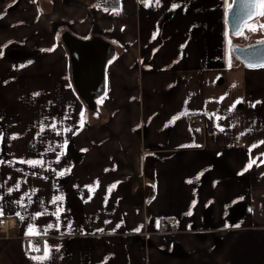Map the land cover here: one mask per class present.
Listing matches in <instances>:
<instances>
[{"label": "crops", "instance_id": "obj_1", "mask_svg": "<svg viewBox=\"0 0 264 264\" xmlns=\"http://www.w3.org/2000/svg\"><path fill=\"white\" fill-rule=\"evenodd\" d=\"M231 4L0 0V264H264V66ZM65 36L106 47L98 125L64 126Z\"/></svg>", "mask_w": 264, "mask_h": 264}, {"label": "water", "instance_id": "obj_2", "mask_svg": "<svg viewBox=\"0 0 264 264\" xmlns=\"http://www.w3.org/2000/svg\"><path fill=\"white\" fill-rule=\"evenodd\" d=\"M251 11L253 9L249 7V0H232L226 12V22L231 35L241 34L244 27L257 17L249 18L248 13ZM256 11H259V8ZM64 42L71 56L75 87L88 106L94 108V98L104 89L106 47L100 43L96 44L94 40H79L72 36H65ZM231 52L247 67L264 66L262 42L247 46L233 45Z\"/></svg>", "mask_w": 264, "mask_h": 264}, {"label": "rangeland", "instance_id": "obj_3", "mask_svg": "<svg viewBox=\"0 0 264 264\" xmlns=\"http://www.w3.org/2000/svg\"><path fill=\"white\" fill-rule=\"evenodd\" d=\"M260 10V9H259ZM259 24H264V16H257L252 22L248 23L242 34L237 36L230 35L228 36L229 41L234 42L235 45H243L247 46L250 44H255L264 41V28L257 27ZM249 25L256 27L257 30L251 31L249 30ZM76 94V93H75ZM76 98H78L76 94ZM81 106L85 109L83 117H81L82 111L76 109L75 99L72 101L69 99L65 102V117H64V126L66 127H73V126H81V121L83 120V126L87 125H98L97 121H102V102L104 100H100L99 102H94V107L97 106L98 110L94 108H90L88 104L85 102H81L78 98ZM86 104V105H85ZM64 107V108H65ZM101 108V109H100ZM87 110L89 113L87 114ZM86 114L89 117V122L86 120Z\"/></svg>", "mask_w": 264, "mask_h": 264}, {"label": "snow or ice", "instance_id": "obj_4", "mask_svg": "<svg viewBox=\"0 0 264 264\" xmlns=\"http://www.w3.org/2000/svg\"><path fill=\"white\" fill-rule=\"evenodd\" d=\"M144 2H145V6H149L152 3V0H144ZM156 3L159 4V0H156ZM249 7H251L253 9V11H251V12L248 13L249 18H253L255 16H264V0H249ZM257 8H259L260 10L259 11H256ZM113 11L116 12L118 10H115L114 9ZM248 27H249V30H251V31L257 30L256 27H253L251 25H249ZM257 27L264 28V24H259ZM262 43H264V42H262ZM233 86H235V85H233ZM35 95H39V93H36ZM236 103H240V101H237ZM83 115L84 114L82 112L81 113V117H83ZM52 127H55V125H52ZM82 127H83V120L81 121V128ZM261 143H264V141H262ZM21 162H23V161H21ZM254 162L255 161H253V163ZM27 163H29L31 165H35V164L40 163V162H38V161H27ZM249 167H251V165H249ZM63 174H64L63 172L60 173V175H63ZM189 183H191V181H189ZM18 187H19V185H17V188ZM61 199H62V197L57 196L55 198V200L53 201V203H55L56 201H59ZM18 203H20L21 206H23L22 201H18ZM58 211H59V209H58ZM3 215H4V212H3L2 209H0V216H3ZM16 215L18 217H20L21 220H23V217L20 216V213H16ZM37 215H41V213H38ZM188 215H191V212H189ZM236 226L239 227V225H236ZM117 227H119V225H117ZM47 228L48 229L52 228V225L49 224L47 226ZM137 230H139V229H137ZM26 234H28V235H39L40 232H39V230H37L35 228L34 225H30L29 226V231ZM44 234H47V229L44 230ZM33 250L34 251H40L39 248H36V249H33ZM50 252H51V249L45 244V248H44L43 255L42 256H39V257H33V259L39 261L40 264H43V261L48 260L50 258Z\"/></svg>", "mask_w": 264, "mask_h": 264}, {"label": "built area", "instance_id": "obj_5", "mask_svg": "<svg viewBox=\"0 0 264 264\" xmlns=\"http://www.w3.org/2000/svg\"><path fill=\"white\" fill-rule=\"evenodd\" d=\"M112 3V0H100V4L102 6H107L109 4ZM191 124H195L198 126H204L205 125V118L203 115H199V116H194L191 118L190 120ZM15 219H10V218H3L0 217V237H8L10 235V228L12 226V224H14ZM166 227L169 231H173L175 230V223L173 222H169V221H165ZM39 248L38 245L34 246V249Z\"/></svg>", "mask_w": 264, "mask_h": 264}]
</instances>
